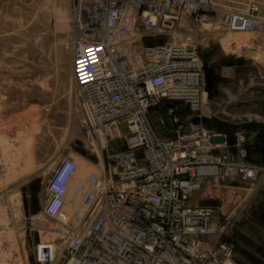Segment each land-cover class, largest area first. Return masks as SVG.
I'll return each mask as SVG.
<instances>
[{"label": "built area", "instance_id": "2783aa9c", "mask_svg": "<svg viewBox=\"0 0 264 264\" xmlns=\"http://www.w3.org/2000/svg\"><path fill=\"white\" fill-rule=\"evenodd\" d=\"M74 24L72 82L92 146L123 143L108 168L67 200L77 165L61 162L48 182L43 214L62 224L58 240L37 247L38 264H231L214 247L216 212L192 206L205 178L257 181L261 169L214 154L226 137L200 126L163 140L149 114L164 103L203 106L204 68L187 45L146 46L192 20L204 31L260 36L264 3L224 0H68ZM102 140V141H101ZM222 145H213V141ZM73 211L70 214V211Z\"/></svg>", "mask_w": 264, "mask_h": 264}, {"label": "rangeland", "instance_id": "374dc122", "mask_svg": "<svg viewBox=\"0 0 264 264\" xmlns=\"http://www.w3.org/2000/svg\"><path fill=\"white\" fill-rule=\"evenodd\" d=\"M224 1L245 6L252 0ZM228 34L204 31L188 19L175 32L145 40L146 46L194 49L207 96L198 112L164 103L148 120L163 140L191 126L222 134L227 145L214 154L262 170L255 182L205 178L190 204L215 210L212 245L230 247L231 264H264V155L254 150L261 144L257 134H264V34ZM73 42L68 0H0V250L8 264H38L37 247L60 238L62 224L43 210L48 182L62 161L77 164L67 200L78 203L80 188L125 149L111 143L99 154L90 143L72 82ZM245 42L249 49L238 52ZM208 78L217 81L216 92L208 89Z\"/></svg>", "mask_w": 264, "mask_h": 264}, {"label": "bare ground", "instance_id": "6f19581e", "mask_svg": "<svg viewBox=\"0 0 264 264\" xmlns=\"http://www.w3.org/2000/svg\"><path fill=\"white\" fill-rule=\"evenodd\" d=\"M63 15H65V16H67V18H68V15H66L65 13L63 14ZM235 36V35H239V34H228V36ZM241 35V34H240ZM244 43V42H243ZM229 45V44H228ZM232 46V45H231ZM230 46V47H231ZM228 47V46H227ZM249 49V45H248V43H246L245 42V45L243 44V45H241V46H239V48L237 49V51L238 52H245L246 50H248ZM257 57V56H256ZM257 59L259 60L260 59V57H257ZM72 62H73V60H72ZM207 101V96H206V94H204V102H206ZM102 141V140H101ZM103 147H104V144H103V141L99 144V145H97V144H95V151H97V153H99L100 154V149H103ZM77 165V164H76ZM77 172H78V168H77V170H76V172H75V174H74V176L77 174ZM85 174V173H84ZM74 176H73V178H74ZM73 178L71 179V181H70V184H69V186H71V184H72V181H73ZM7 255H6V253H4L3 251H1L0 250V261H1V263L0 264H8L7 262H5L6 260H7ZM10 258V257H9Z\"/></svg>", "mask_w": 264, "mask_h": 264}, {"label": "trees", "instance_id": "16d2710c", "mask_svg": "<svg viewBox=\"0 0 264 264\" xmlns=\"http://www.w3.org/2000/svg\"><path fill=\"white\" fill-rule=\"evenodd\" d=\"M208 89L210 92H216L217 91V81L216 80H210L208 78ZM264 130V127H263ZM257 139L260 140L261 144L256 145L255 147V152L261 156L264 155V134L258 133L257 134Z\"/></svg>", "mask_w": 264, "mask_h": 264}, {"label": "crops", "instance_id": "0c3cea01", "mask_svg": "<svg viewBox=\"0 0 264 264\" xmlns=\"http://www.w3.org/2000/svg\"><path fill=\"white\" fill-rule=\"evenodd\" d=\"M80 186H81V185H80ZM80 186H79V187H80Z\"/></svg>", "mask_w": 264, "mask_h": 264}]
</instances>
